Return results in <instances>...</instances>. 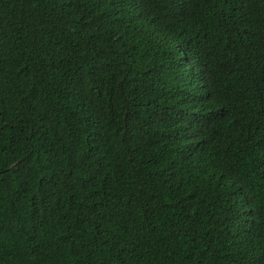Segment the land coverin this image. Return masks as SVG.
<instances>
[{"label": "trees", "instance_id": "obj_1", "mask_svg": "<svg viewBox=\"0 0 264 264\" xmlns=\"http://www.w3.org/2000/svg\"><path fill=\"white\" fill-rule=\"evenodd\" d=\"M0 264H264V0H0Z\"/></svg>", "mask_w": 264, "mask_h": 264}]
</instances>
